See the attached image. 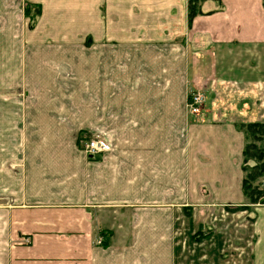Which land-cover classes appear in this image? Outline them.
Wrapping results in <instances>:
<instances>
[{
  "label": "crops",
  "instance_id": "obj_1",
  "mask_svg": "<svg viewBox=\"0 0 264 264\" xmlns=\"http://www.w3.org/2000/svg\"><path fill=\"white\" fill-rule=\"evenodd\" d=\"M188 6L0 0V264H177L185 210L233 207L254 215L242 264H264L239 127L264 122V0Z\"/></svg>",
  "mask_w": 264,
  "mask_h": 264
},
{
  "label": "rangeland",
  "instance_id": "obj_2",
  "mask_svg": "<svg viewBox=\"0 0 264 264\" xmlns=\"http://www.w3.org/2000/svg\"><path fill=\"white\" fill-rule=\"evenodd\" d=\"M94 135L99 136L100 139L103 138L108 143L103 135L96 133L89 136L83 133L78 140V144L85 153H87L85 150L86 141L95 137ZM252 139L251 137V141ZM246 202L249 206L245 208L255 207L252 206L254 203L247 196ZM241 208L185 210V216L179 217L176 225V263L193 264L194 260L192 261V259H196V262H198L197 256L203 254L206 255V258L200 259L198 257L201 264H225L226 258L223 254L228 252L229 255L233 254V257L230 258L232 264H242L245 258L241 255V250L247 247V243L250 250L252 247L251 222L254 215H251V213L249 215L247 211ZM245 208L243 207V209ZM241 222H243V226ZM242 227L243 229H241Z\"/></svg>",
  "mask_w": 264,
  "mask_h": 264
},
{
  "label": "trees",
  "instance_id": "obj_3",
  "mask_svg": "<svg viewBox=\"0 0 264 264\" xmlns=\"http://www.w3.org/2000/svg\"><path fill=\"white\" fill-rule=\"evenodd\" d=\"M202 0H189L190 20L201 13ZM36 8L40 12V6ZM27 14L30 8L26 7ZM33 19V18H32ZM32 21V20H31ZM32 24V23H31ZM240 128L244 129L247 143L244 147V180L243 190L245 196L249 197L253 203H264V187L261 180L264 178V122L241 123ZM251 137L253 138L251 141Z\"/></svg>",
  "mask_w": 264,
  "mask_h": 264
},
{
  "label": "built area",
  "instance_id": "obj_4",
  "mask_svg": "<svg viewBox=\"0 0 264 264\" xmlns=\"http://www.w3.org/2000/svg\"><path fill=\"white\" fill-rule=\"evenodd\" d=\"M207 96L206 93L202 90L191 91L187 98V107L189 111L196 115H201L204 110L205 102ZM95 137L86 141L85 150L88 154H97L99 152H104L108 150L109 145L103 139L99 138V136L94 135ZM261 185L264 187V178L261 180ZM261 203V202H258Z\"/></svg>",
  "mask_w": 264,
  "mask_h": 264
}]
</instances>
